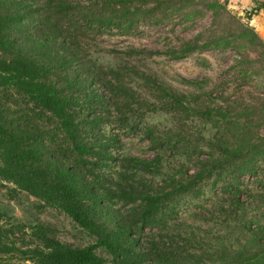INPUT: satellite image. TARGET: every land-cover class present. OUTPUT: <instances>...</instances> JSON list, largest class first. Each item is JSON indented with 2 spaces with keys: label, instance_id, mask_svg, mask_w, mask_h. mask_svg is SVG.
<instances>
[{
  "label": "trees",
  "instance_id": "1",
  "mask_svg": "<svg viewBox=\"0 0 264 264\" xmlns=\"http://www.w3.org/2000/svg\"><path fill=\"white\" fill-rule=\"evenodd\" d=\"M198 4L215 21L229 14V0H0V194L32 199L39 215L52 211L89 239L65 243L37 215H9L0 201V264H264V195L242 182L264 188L255 129L264 104L243 91L251 80L264 89V40L250 26L263 7L162 53L102 47L141 25L194 24L205 17ZM213 50L237 55L229 79H179L188 92L138 65L195 56L210 69L201 55ZM105 53L124 58L103 62ZM120 132L153 159L121 154ZM208 196L217 209L205 217ZM188 206L209 232L178 222Z\"/></svg>",
  "mask_w": 264,
  "mask_h": 264
},
{
  "label": "rangeland",
  "instance_id": "2",
  "mask_svg": "<svg viewBox=\"0 0 264 264\" xmlns=\"http://www.w3.org/2000/svg\"><path fill=\"white\" fill-rule=\"evenodd\" d=\"M194 1L199 3L201 0ZM197 6L201 10L205 11V17L194 24L179 23L177 19H174L173 22L169 25H141L134 33V35L128 37L110 35L105 37L103 39L102 47L109 51L112 50L118 52L135 49L146 50L154 53H162L167 48L176 46L180 42V40H192L195 36L203 33L208 37L213 34L219 35L222 33V31H224V26L226 25V23H228V21H230L231 23L232 21L237 22V19H243L245 16V11H239V5L236 2L233 3L229 1V14L224 15V17H221L216 21L213 19L211 11L206 10V8L200 4H198ZM252 20L250 21V26H252ZM247 54L252 60H260V56L256 52L247 51ZM102 56L104 57L103 62H106L107 60L110 61L112 58H114L113 60L116 61L117 64H120V59L124 58L122 55L117 56L113 53H105ZM201 56L209 61V63L211 64L210 69L198 65L194 59L195 56L182 61H168L165 57L158 56L150 60L141 61L138 65L143 71L156 74L161 78L163 82L180 92L189 91V88L180 83L179 79L181 78L186 80H199L204 77H209L215 83L224 79H229V75L231 74L230 67L235 63V59L237 58V55L233 50H213L210 52H205ZM258 65L264 72V62ZM260 86L261 85L256 80H251L248 84H245L243 86V91H249L250 93L249 95H247L249 98L246 97L249 104L255 105V103H257L258 106L264 104V89H262ZM165 119L166 116L161 117L160 121L163 120L164 122ZM255 129L258 133V136L264 138V124L261 127ZM113 131H116L114 125L105 127L106 135L112 134ZM117 140L120 141V144H122V147L124 148V151H120L121 154L136 156L145 159H153V157L155 156L154 153L149 151V149L147 148V144L140 141L138 138H133L130 136L127 137L123 135V132H120ZM168 163H170L171 168H176L179 161L169 160L166 165ZM186 169H188V171L186 172V174L188 175L195 172V169L190 166H186ZM167 170L170 169L168 168ZM242 182L248 187H251L255 191L264 195V188L258 185L255 182L254 178L244 177L242 178ZM2 195L3 194H0V201H2V208L6 211L7 214L14 215L18 218H33L37 215L38 218L48 223L55 229L56 235L61 241L74 245H84L89 242V239L84 234H82L79 230L76 231L73 228L68 219L59 216L52 211H44L41 215H39L34 209L32 199L28 200L26 196L22 195L19 198L20 203L19 200H17V202H8ZM217 200V198L211 196L204 198L201 202L203 212L200 208H198V211H201L203 213V216L209 217L207 211L210 209L216 211L217 207L214 204L217 202ZM191 210V206H188L186 210H182L179 213L178 222L181 224L185 223V226H198L201 227L203 231L209 232L210 228L213 227V224L192 220L188 216V212ZM214 231L216 232V229H214ZM13 264L21 263L14 260Z\"/></svg>",
  "mask_w": 264,
  "mask_h": 264
},
{
  "label": "crops",
  "instance_id": "3",
  "mask_svg": "<svg viewBox=\"0 0 264 264\" xmlns=\"http://www.w3.org/2000/svg\"><path fill=\"white\" fill-rule=\"evenodd\" d=\"M233 3H238V10L239 11H248L251 10L253 7L262 6L263 8L258 12L255 17H253L251 25L257 32V34L264 39V0H229Z\"/></svg>",
  "mask_w": 264,
  "mask_h": 264
}]
</instances>
